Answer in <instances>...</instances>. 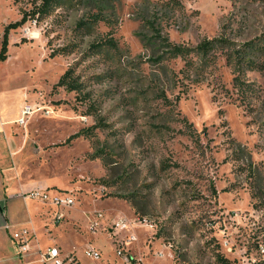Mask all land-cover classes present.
I'll use <instances>...</instances> for the list:
<instances>
[{
	"label": "rangeland",
	"instance_id": "1",
	"mask_svg": "<svg viewBox=\"0 0 264 264\" xmlns=\"http://www.w3.org/2000/svg\"><path fill=\"white\" fill-rule=\"evenodd\" d=\"M168 1L75 0L11 29L0 61V261L17 259L11 224L34 231L30 244L42 249L57 239L77 250L91 261L82 264H218L219 252L264 264V70L247 72L255 91L242 100L217 50L204 81L183 93L142 33L157 12L176 43L222 37L239 47L264 37V0ZM40 2L0 0V50L6 26ZM109 39L115 50L101 46ZM69 68L82 91L55 87ZM26 105L36 110L20 124ZM40 185L75 204L23 197ZM90 247L100 259L85 255Z\"/></svg>",
	"mask_w": 264,
	"mask_h": 264
},
{
	"label": "trees",
	"instance_id": "2",
	"mask_svg": "<svg viewBox=\"0 0 264 264\" xmlns=\"http://www.w3.org/2000/svg\"><path fill=\"white\" fill-rule=\"evenodd\" d=\"M73 1L75 0H41L39 4L34 5L32 10L25 11L21 19L8 24L3 34L0 61L8 58V37L11 29H16L25 24L28 21L29 16L30 18H37L38 20L45 19L58 7L67 3L72 4ZM76 1L81 2L83 0ZM145 2H150V0H145ZM166 5L173 7L176 5L182 6L179 0H169ZM143 22L145 32L142 33H144L143 41L145 47L153 51V58L156 64L160 66V72L163 75L168 76L172 74L174 77L173 79H176L177 82L181 81V83H183L184 88H181L180 90L183 93L187 92L191 85L199 84L204 81L205 75L209 69L215 65L217 50L226 51L225 56L227 58V63L231 66L234 74L233 87L241 95L240 99L243 100L254 93V84L247 82L246 76L248 71L264 70V37L244 43L239 47L233 46L236 44H232V42L222 37L204 38L196 46H189L171 40L169 35L163 30L157 12H154L149 17L145 16ZM83 26L86 27L88 25L83 24ZM80 27H82V23H80ZM101 46H103V48L105 46L111 47L114 50L117 48V44L113 39L106 40ZM101 46L95 44L93 49H100ZM68 51L69 50L67 49L53 51L50 56L54 57L57 54H64ZM179 58L184 61V66L180 68L179 71H176L167 65V62L169 63L170 61ZM55 87H65L68 91L80 92L83 89V83L74 75V68H69L64 74H62ZM162 95L167 99L165 93ZM177 99L180 100V94L177 96ZM242 102L244 103V101ZM184 121L189 128L194 129L193 124L189 122L186 117L184 118ZM82 134L91 135V129H86L71 135L66 143ZM131 259L133 260V258ZM217 263L235 264L234 261L230 260L220 252L217 254Z\"/></svg>",
	"mask_w": 264,
	"mask_h": 264
},
{
	"label": "built area",
	"instance_id": "3",
	"mask_svg": "<svg viewBox=\"0 0 264 264\" xmlns=\"http://www.w3.org/2000/svg\"><path fill=\"white\" fill-rule=\"evenodd\" d=\"M35 110L36 109H33L32 106L26 105L22 110V116L18 119V123L26 124L27 119L34 113ZM40 110H42V107L40 108ZM46 110L47 113L53 112V110L51 109ZM29 197L40 200L42 202H49L61 208H67L75 204V198L72 196V194L68 193L64 196L51 197L48 194V190L46 189L32 190L29 194ZM64 215L65 212L60 211L58 212L56 217L62 218L64 217ZM97 216L98 218H101L103 214L101 212H98ZM95 224H99V221L97 220ZM116 226L126 228L128 226V223H125L124 220L121 219L116 222ZM5 228L12 231V237L16 241L20 252L22 254L28 253L31 245L30 242L33 237V233L31 232V230L28 228H23L19 231H14L13 226L10 224H7ZM134 239H136L134 235L129 237V241H132ZM85 255L94 260H98L101 258V252L93 247L86 249ZM40 261L42 262V264H82L77 256H75L74 254H63L56 246L48 247L44 251L41 250Z\"/></svg>",
	"mask_w": 264,
	"mask_h": 264
},
{
	"label": "crops",
	"instance_id": "4",
	"mask_svg": "<svg viewBox=\"0 0 264 264\" xmlns=\"http://www.w3.org/2000/svg\"><path fill=\"white\" fill-rule=\"evenodd\" d=\"M35 189H45V188H44V185H40V186H36V187L33 188V190H35ZM23 197H27L28 198L29 196L24 195ZM30 198H32V197H30ZM0 220H2L1 215H0ZM5 220H6L5 223H2V225L6 224L10 219H9L8 216H6V219ZM4 229H5L6 232L11 233V237H12V231L11 230H7L6 228H4ZM31 232L33 233L32 239H34V237H36V234H35L34 231H31ZM12 240H13L12 243H14L16 245V248H17V254H16L17 259L15 258V260H13V258H12L11 255L9 257L6 256L5 259L4 258L1 259L0 264H42V262L40 261V251L41 250L44 251L48 247H51V246L58 247L63 254H74L75 256H77V258L81 262L82 261L83 262L84 261L85 262H91V261L87 260L82 254L78 253L77 250H75V249H67L64 246V244L61 243L57 239H55L54 244L48 245L45 249L40 248V244H38V243L37 244H31L30 245V250L26 254H22L20 252V250L18 248V245H17L16 241L13 239V237H12Z\"/></svg>",
	"mask_w": 264,
	"mask_h": 264
},
{
	"label": "bare ground",
	"instance_id": "5",
	"mask_svg": "<svg viewBox=\"0 0 264 264\" xmlns=\"http://www.w3.org/2000/svg\"><path fill=\"white\" fill-rule=\"evenodd\" d=\"M14 122H16V120H13V121H11V122H8V123H14Z\"/></svg>",
	"mask_w": 264,
	"mask_h": 264
}]
</instances>
